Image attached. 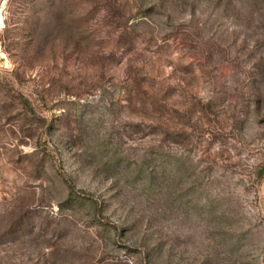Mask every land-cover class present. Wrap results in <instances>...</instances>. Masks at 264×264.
I'll return each mask as SVG.
<instances>
[{
    "label": "rangeland",
    "instance_id": "374dc122",
    "mask_svg": "<svg viewBox=\"0 0 264 264\" xmlns=\"http://www.w3.org/2000/svg\"><path fill=\"white\" fill-rule=\"evenodd\" d=\"M0 11V264H264V0Z\"/></svg>",
    "mask_w": 264,
    "mask_h": 264
},
{
    "label": "built area",
    "instance_id": "2783aa9c",
    "mask_svg": "<svg viewBox=\"0 0 264 264\" xmlns=\"http://www.w3.org/2000/svg\"><path fill=\"white\" fill-rule=\"evenodd\" d=\"M2 23V15H1V11H0V24Z\"/></svg>",
    "mask_w": 264,
    "mask_h": 264
}]
</instances>
